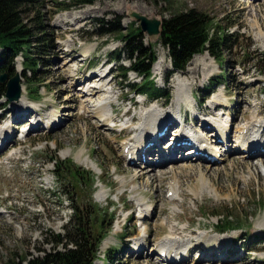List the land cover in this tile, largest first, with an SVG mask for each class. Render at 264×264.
<instances>
[{"label": "rangeland", "instance_id": "obj_1", "mask_svg": "<svg viewBox=\"0 0 264 264\" xmlns=\"http://www.w3.org/2000/svg\"><path fill=\"white\" fill-rule=\"evenodd\" d=\"M247 1L255 3L246 4ZM189 10L202 15L211 24L214 37L224 36L228 41L219 45L215 54H198L183 71L171 74L167 50L158 45V37L149 39L141 32L142 45L147 48L149 45L155 54L154 64L161 61V67L152 64V79L169 94L168 99L150 102L134 90L139 79L134 73H127L129 63L124 61L126 54L122 53L119 34L110 33L108 29L117 26L121 34H125L131 31L133 24L139 26L131 18L132 12L162 21ZM39 11L35 21L27 22L34 46L29 56L33 57L35 74L29 71L28 78L20 79V89H23L20 97L24 103L13 105L16 101L9 102L0 91V104L6 111L3 115L0 110V127L4 123L12 124L9 112L17 114L16 118L21 112L24 113L22 117L26 113L30 115L24 107L30 106L38 112L13 128L16 143L0 149V264H24L74 248L69 243V239L73 240L72 234L66 228L71 207L81 213L80 206L89 195L101 215L103 212L109 214L104 227L110 215L113 216L112 226L104 239L110 240L109 245L101 249L100 244L92 264H157L158 250L152 253V246L168 234L185 242L192 241L191 246L195 248L187 252L186 264H264V166L257 168L258 176L252 174L264 161L259 156L253 161L246 159L236 141V130L244 123L252 122L255 117L264 118V0H44ZM76 15L80 18L71 20ZM65 17L69 21L64 20L66 25L60 24ZM68 45L72 50L66 56L71 60L69 63L64 58ZM86 47H92L87 54L83 53ZM21 61V57L15 59V70L20 72ZM103 63L104 68H101ZM157 67L160 70L154 71ZM74 69L80 70L78 77L83 73L85 77L90 76L85 86L94 84L89 80L97 79V74L105 70L106 80L114 79L107 87L113 88L110 92L115 94L114 102L119 100L120 105L115 106L120 117L125 109L130 110L128 117L134 116L133 125L139 122L142 107L153 106V103L161 105V109L171 104L173 107L174 81L185 82L193 97V101L190 99L193 107L181 109L186 114L184 132L198 137L204 132L208 139L205 144L216 145L222 155L212 161L190 154L167 161L155 170L169 172V167L182 163L192 164V169L177 166L175 173L165 174L158 181L153 178L136 180L141 172L124 162L119 150L129 135L121 136L118 127L105 132L101 123L91 120L96 117L91 112L87 120L80 107L84 105L82 100L90 103L88 95L77 90L81 85L69 86L74 83L70 77ZM97 95L95 98H100ZM107 96L112 97L111 94ZM215 96L224 102L222 106H211L210 101ZM191 109L199 118L224 113L223 118L230 121L228 133L231 135L226 144L209 141L211 135L208 134L213 129H206L202 122L193 120ZM48 113L56 114L58 120L52 123L47 119ZM37 118L38 127L30 131ZM66 150L71 153L61 156ZM79 151L82 158L89 157L95 168L77 163L74 157ZM202 151L196 154L205 156ZM8 158L11 159L5 162ZM52 159L82 169L81 190L74 181L64 186L68 178L64 181L63 175L56 176ZM200 166H205L204 174L214 193L194 195V189L199 187L197 172ZM172 180L178 183V193L183 196L180 202L170 203V197L165 198L168 186L174 184ZM132 187L140 188L139 198L151 205L148 216L141 219L132 202L136 200L131 193ZM99 191L105 192L102 199H96ZM141 222L145 223L142 227ZM91 224L94 228L87 225L83 229L88 240L98 233L97 226ZM201 233L206 241H226L214 247L203 238V242L196 244L194 237ZM143 236L148 239L145 249L139 255L134 254L131 248Z\"/></svg>", "mask_w": 264, "mask_h": 264}, {"label": "bare ground", "instance_id": "obj_2", "mask_svg": "<svg viewBox=\"0 0 264 264\" xmlns=\"http://www.w3.org/2000/svg\"><path fill=\"white\" fill-rule=\"evenodd\" d=\"M255 3V2H249L247 1L246 4ZM252 6V5H251ZM254 7V6H253ZM74 18H80L77 15L72 16L71 20H74ZM66 21H69L68 17H65L64 19L60 20V24H64ZM75 24V23H74ZM92 49V47H91ZM90 47H86L84 49L83 53L87 54L90 50ZM66 51V53H65ZM65 51H62L61 53L64 54V58L67 59V63H69L71 60L70 58H67L66 56L68 54L72 53V50L70 46H67V49ZM161 61H158V63L154 64V66L161 67ZM155 69L154 71L160 70V68ZM101 68H104V63L101 65ZM154 68V67H153ZM15 72L20 76L21 79V72L19 70H15ZM105 70H101V72L96 77L97 79L93 80L91 78L89 81H94V84L91 85H84V82L86 79L90 78V76L85 77L84 73L82 77H78L77 75H81L79 69H74L73 74H71V78L74 80V83L69 85L70 87H74L77 85H81L77 90L80 91L82 95H88L90 103H87L86 101L82 100L84 105L80 107L81 110H83L82 114H86L87 120L89 118V114H91L95 118H91V120L95 119L98 123H101L103 125V128L105 132H112V130H115L116 127L119 128V132L121 136L129 135L128 138H126L121 144H120V156L123 159L124 162H127L129 164H132L134 170H138L141 173L137 174L136 180H153L158 181L163 178L165 174H171L175 173V170H177L178 167H188L190 169L192 164L188 163H182L178 164L173 167H169L171 170H155L159 168L162 164H165L167 161L170 160H176L178 158L188 156L192 154V156H199L202 158H206L209 160H214V157L218 155H222L219 148L216 145H208L207 143L208 139L205 137L204 132H200V129H197V132H200V136L194 135V133L184 132L183 128L186 122V114L185 112L182 113V107H193V103L190 101V99L193 101L192 95H190L189 90L187 89V85L185 82L176 79L175 82V88H176V96L175 101L172 104L167 106L166 108L161 109V105L153 106H147L142 107L141 111L139 113V122H137L135 125L133 123L135 122L134 116L128 117L129 111L125 109L124 114L122 117H120V113L117 111V107L115 105H120L119 100L117 99L116 102L114 97L115 94H112L110 91L113 90L110 85L107 87L110 82L107 81L105 77ZM75 74V75H74ZM95 74V76H97ZM70 77L68 78L69 80ZM79 81V82H78ZM79 83V84H78ZM92 83V82H91ZM24 88V87H23ZM21 90L22 87H21ZM97 91H100L99 93ZM115 91V90H114ZM23 92V91H22ZM96 94L100 96V98H95ZM107 94H111V96H107ZM97 95V96H98ZM95 98V99H93ZM116 98V97H115ZM92 100L94 101L92 104ZM22 104L24 101L22 100V96L18 100V102H14V104ZM223 101L220 100V97L215 96L211 101L210 104L213 107H220L223 105ZM141 105H143V101L140 102ZM3 104H0V107H4ZM152 105V104H151ZM174 105L177 107L175 108ZM30 115L27 113L25 114V117H22L24 113H19V117L17 114H12L13 112H9L10 116L12 117V124L14 123V126L5 124L0 127V149L2 147H6L7 145L10 146L12 143H16L15 138L12 136V133L14 132L13 128L16 129L20 122L27 120L29 116L33 114H38V112L35 113L34 109H31L30 106L24 107ZM160 109V111H159ZM168 110V111H167ZM193 112V120L202 122L203 126L208 129H213L212 132H210L208 135H211V139L209 141L211 142H220L223 145L226 144L228 141V138L230 139V134L228 133V125H229V119L223 118L224 113H218L215 116H208L206 118H199L197 114L193 109H191ZM186 111H189L186 109ZM5 110H3L2 114L5 115ZM47 114V119L52 121V123H55L58 119H56V114ZM9 116V117H10ZM92 116V117H93ZM120 117V118H116ZM196 117V118H195ZM117 123L115 122V119ZM125 118V119H124ZM21 119V120H20ZM55 119V120H54ZM120 119H122L120 121ZM184 119V120H183ZM200 119V120H199ZM123 120H125L124 123ZM252 120V119H251ZM38 118L34 120V123L30 126V131H34L38 127ZM36 122V123H35ZM109 123L110 125H106ZM122 123V124H121ZM264 124V118H257L252 122L244 123L239 130H236L238 135H236V141L239 144V149L243 151V156L246 159H252V161L255 159V157L259 156V159H263L264 161V125L262 126L261 130H259V127ZM121 125V128L119 127ZM137 125V127H135ZM48 126V124H47ZM182 126V128H180ZM160 134V136H158ZM202 136L204 139H202ZM162 141V142H161ZM203 150L202 152L205 154V156H201L199 151ZM64 152V151H63ZM231 152V151H230ZM71 151L68 152L66 150L65 153H62L61 156H67L70 154ZM156 154V155H155ZM240 157V156H239ZM75 160L80 164H87V166L95 168L93 162L89 159V157L82 158V152L79 151L75 155ZM11 158H8L5 160L7 162ZM194 159V158H193ZM204 162V161H203ZM195 164V163H194ZM201 164V163H197ZM147 165L148 168H145L144 166ZM264 166L263 164H260L257 168H261V166ZM199 166V165H198ZM176 167V169L174 168ZM205 167V166H204ZM204 167L200 166V170H198V180H199V187L195 188L194 190L196 193L195 196H199L203 193H214V190L209 187L208 180L206 179V175L204 174ZM168 169V168H167ZM183 170V169H181ZM197 170V168H196ZM137 171V172H138ZM154 172L153 174H146L149 172ZM144 172V173H143ZM168 172V173H167ZM259 169L253 170V175H259L258 174ZM263 172V171H262ZM162 174V175H161ZM135 175V174H134ZM133 175V176H134ZM178 177V174H176ZM135 177L131 178L132 180ZM153 178V179H152ZM165 179V178H164ZM171 180V177H170ZM196 180V181H198ZM123 183V179L120 180V184ZM171 183H174L167 188V197L168 201L170 203L173 202H180L181 196L178 193V183L176 181H173ZM103 190V189H102ZM104 191V190H103ZM103 191L96 192V199H102L104 197ZM140 188L132 187L131 193L135 196L134 198L136 200H133L132 202L137 207V213L138 218L141 219L143 216H148L151 210V205L144 202L142 198H139L140 196ZM192 192V191H190ZM139 198V199H138ZM180 207V206H179ZM175 206L172 207V211L175 212ZM1 214V212H0ZM145 222V221H144ZM144 222H141L140 227L145 225ZM261 227V226H259ZM146 229V228H145ZM144 235H146V232H142ZM217 237V236H216ZM203 238L205 239L204 235L198 234L196 237H194L196 244H200L203 242ZM226 240L218 239L216 241L213 240H207L205 239V242L213 243V246L216 247L218 244H222ZM110 240L107 238L102 242L101 249H104L105 247H108ZM148 239L146 237H141L140 239L136 240L133 247L131 248V251L138 255L142 253V251L145 249V245L147 244ZM107 243V244H106ZM192 241L188 240L187 242L180 239L178 236L173 234H168L165 237L162 236L159 239H157L154 242V245L152 246V253L156 254L157 251V264H186L187 263V252L195 248L193 245L191 246ZM151 257V255L149 256ZM160 257V258H158ZM148 260V259H147ZM151 264H154L151 262Z\"/></svg>", "mask_w": 264, "mask_h": 264}, {"label": "trees", "instance_id": "obj_3", "mask_svg": "<svg viewBox=\"0 0 264 264\" xmlns=\"http://www.w3.org/2000/svg\"><path fill=\"white\" fill-rule=\"evenodd\" d=\"M44 0H0V76L7 74L12 77L15 72V59L21 57V78H28L27 72L35 74V65L32 55L31 36L27 27V22H33L40 14ZM133 24L130 32L121 34L117 26H111L110 33L119 34L118 40L122 43V53L126 54L125 60L129 63L128 72L134 73L138 79V84L134 90L143 95L147 100L153 102L159 98H169V94L164 88L157 87L151 76L152 64L155 62V54L149 48L142 45L144 37L141 36L139 26ZM217 38L219 41L215 42ZM228 39L224 36L214 37L211 24L207 22L200 14L192 10L187 12L173 14L168 19L162 20V27L158 45L167 50L168 59L171 65V74L181 72L185 69L192 57L204 52L210 55L215 54L219 45L226 44ZM148 49V50H147ZM219 85V82H218ZM2 96H5L4 85L0 84ZM31 91V89L29 90ZM4 108V107H3ZM3 108L1 107L0 110ZM51 162L54 166L56 176L68 178L67 187L72 181L79 190L83 187V171L81 168L72 164H60L56 159ZM90 180H93L91 177ZM80 206L81 213L74 207H71L70 222L66 226L72 234L73 240L69 243L74 248L67 249L62 253L46 255L40 259H33L24 262V264H92L97 257V251L102 241L108 235L113 223V216L110 215L107 227L105 218L109 214L100 211L89 198ZM82 202V200H81ZM95 224L98 233L93 239L88 240L83 229L87 225L94 228ZM224 229V228H223Z\"/></svg>", "mask_w": 264, "mask_h": 264}, {"label": "water", "instance_id": "obj_4", "mask_svg": "<svg viewBox=\"0 0 264 264\" xmlns=\"http://www.w3.org/2000/svg\"><path fill=\"white\" fill-rule=\"evenodd\" d=\"M131 18L138 22L140 31L149 39L159 37L162 27V21L157 19H149L137 12L130 14ZM0 84L4 85L5 96L9 102L17 101L20 97V76L16 73L9 77L7 74L0 76Z\"/></svg>", "mask_w": 264, "mask_h": 264}]
</instances>
